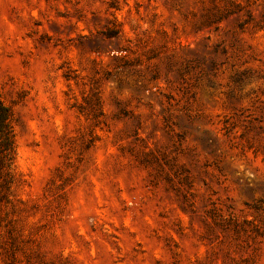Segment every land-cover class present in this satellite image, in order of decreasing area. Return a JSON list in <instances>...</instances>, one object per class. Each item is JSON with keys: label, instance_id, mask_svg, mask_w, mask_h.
<instances>
[{"label": "rangeland", "instance_id": "rangeland-1", "mask_svg": "<svg viewBox=\"0 0 264 264\" xmlns=\"http://www.w3.org/2000/svg\"><path fill=\"white\" fill-rule=\"evenodd\" d=\"M0 264H264V0H0Z\"/></svg>", "mask_w": 264, "mask_h": 264}, {"label": "trees", "instance_id": "trees-1", "mask_svg": "<svg viewBox=\"0 0 264 264\" xmlns=\"http://www.w3.org/2000/svg\"><path fill=\"white\" fill-rule=\"evenodd\" d=\"M14 158V133L10 108L0 98V173L8 175Z\"/></svg>", "mask_w": 264, "mask_h": 264}]
</instances>
